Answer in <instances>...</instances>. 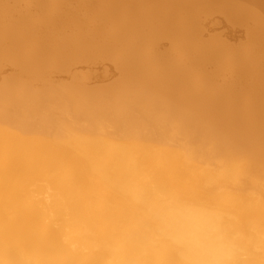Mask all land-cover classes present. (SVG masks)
I'll use <instances>...</instances> for the list:
<instances>
[{
    "label": "bare ground",
    "instance_id": "1",
    "mask_svg": "<svg viewBox=\"0 0 264 264\" xmlns=\"http://www.w3.org/2000/svg\"><path fill=\"white\" fill-rule=\"evenodd\" d=\"M0 264H264V0H0Z\"/></svg>",
    "mask_w": 264,
    "mask_h": 264
},
{
    "label": "rangeland",
    "instance_id": "2",
    "mask_svg": "<svg viewBox=\"0 0 264 264\" xmlns=\"http://www.w3.org/2000/svg\"><path fill=\"white\" fill-rule=\"evenodd\" d=\"M169 53H167V55H168ZM167 55H164V56H167ZM74 71L75 72H79V71H83L82 69H81V67H76L75 69H74ZM90 72H94L92 69L87 73L88 74V76H87V74H85L84 76H83V78H82V82H86V83H88V84H90V83H92V79L89 77V73ZM61 81H68V82H70V80H68L67 78H65V77H60L59 78ZM231 80H237V78L235 77V78H233V79H231Z\"/></svg>",
    "mask_w": 264,
    "mask_h": 264
}]
</instances>
